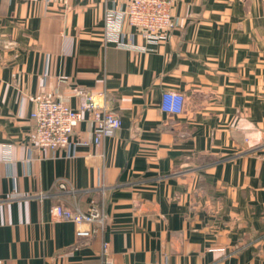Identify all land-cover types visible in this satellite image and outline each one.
Returning a JSON list of instances; mask_svg holds the SVG:
<instances>
[{
    "label": "crops",
    "instance_id": "crops-1",
    "mask_svg": "<svg viewBox=\"0 0 264 264\" xmlns=\"http://www.w3.org/2000/svg\"><path fill=\"white\" fill-rule=\"evenodd\" d=\"M123 3L0 0V264H264V0H176L147 51L105 43ZM88 96L119 130L95 145L85 111L72 140L89 145L34 147L38 99ZM92 201L107 221L90 237L52 218Z\"/></svg>",
    "mask_w": 264,
    "mask_h": 264
},
{
    "label": "built area",
    "instance_id": "built-area-1",
    "mask_svg": "<svg viewBox=\"0 0 264 264\" xmlns=\"http://www.w3.org/2000/svg\"><path fill=\"white\" fill-rule=\"evenodd\" d=\"M123 6L107 9L104 15V37L106 44L133 51H147L150 46L168 40L177 28L175 19L176 0H121ZM130 27L138 32L146 46H139L133 34L126 30ZM79 109L71 108L57 98L45 97L35 102L31 113L32 137L37 149L68 150L89 145L87 141L72 140L74 132L83 120L85 111L94 117L93 143L99 145L104 137L110 136L122 126V120L113 113L99 114V104L88 96ZM185 96L175 91L162 94L161 109L165 113L179 114L185 109ZM64 188V185H60ZM43 196H40L42 199ZM55 221H67L75 225L77 237H90L94 231L104 230L107 216L101 204L92 201L87 211L78 207L57 205L51 208ZM88 226V228H84ZM109 244H104L107 254ZM105 264H113L106 258Z\"/></svg>",
    "mask_w": 264,
    "mask_h": 264
}]
</instances>
